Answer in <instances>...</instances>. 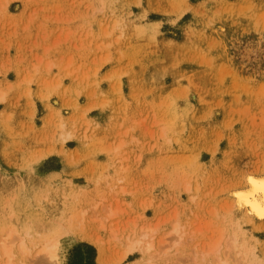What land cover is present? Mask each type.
<instances>
[{
	"label": "rangeland",
	"instance_id": "rangeland-1",
	"mask_svg": "<svg viewBox=\"0 0 264 264\" xmlns=\"http://www.w3.org/2000/svg\"><path fill=\"white\" fill-rule=\"evenodd\" d=\"M0 96L15 259L264 262L230 195L264 173V0H0Z\"/></svg>",
	"mask_w": 264,
	"mask_h": 264
},
{
	"label": "bare ground",
	"instance_id": "bare-ground-1",
	"mask_svg": "<svg viewBox=\"0 0 264 264\" xmlns=\"http://www.w3.org/2000/svg\"><path fill=\"white\" fill-rule=\"evenodd\" d=\"M2 96H0V99ZM246 185L241 187H236L230 190V195L233 197L232 209L235 211H243V216L249 221L252 222L255 219L263 220L264 219V173L250 172L245 175ZM87 239L91 240L99 247V255L97 261L99 264H114L119 259L126 256L129 250L124 251L122 256L118 259L110 258L105 256V250L100 241L96 237L87 236ZM26 238L23 237V242L21 243V252L25 255L24 257L14 258V252L12 247L9 244L10 240L7 238L0 240V257L7 258L5 262H0V264H26V258L30 255V251L25 243ZM234 246L238 245L233 241ZM152 244L148 245L150 248ZM242 246L244 244L242 243ZM58 243L56 241L45 243L38 253H43L48 256V258L59 260L60 254L58 250ZM128 248H134V246H129ZM244 246L243 252L240 253L238 262L241 264H264L263 260L258 258L254 251ZM55 260V261H56ZM219 264H230L225 259L222 258L219 261Z\"/></svg>",
	"mask_w": 264,
	"mask_h": 264
},
{
	"label": "trees",
	"instance_id": "trees-1",
	"mask_svg": "<svg viewBox=\"0 0 264 264\" xmlns=\"http://www.w3.org/2000/svg\"><path fill=\"white\" fill-rule=\"evenodd\" d=\"M88 246V245H87ZM87 251H88V258H89V262H88V264H94L93 263V261H92V258L94 257V255H95V248L94 247H92V246H88V249H87Z\"/></svg>",
	"mask_w": 264,
	"mask_h": 264
}]
</instances>
